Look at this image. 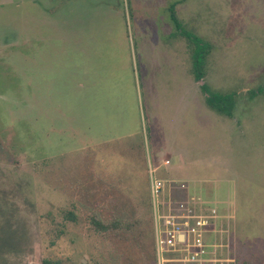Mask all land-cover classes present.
I'll use <instances>...</instances> for the list:
<instances>
[{"label": "rangeland", "instance_id": "rangeland-1", "mask_svg": "<svg viewBox=\"0 0 264 264\" xmlns=\"http://www.w3.org/2000/svg\"><path fill=\"white\" fill-rule=\"evenodd\" d=\"M155 166L264 264V0H0V264H154Z\"/></svg>", "mask_w": 264, "mask_h": 264}, {"label": "built area", "instance_id": "built-area-1", "mask_svg": "<svg viewBox=\"0 0 264 264\" xmlns=\"http://www.w3.org/2000/svg\"><path fill=\"white\" fill-rule=\"evenodd\" d=\"M169 160L164 161L167 164ZM149 170V194L153 209L155 264H224L215 253L210 231L218 217L215 208L197 210L201 206L182 200L168 202L164 198L167 180ZM214 223V224H213Z\"/></svg>", "mask_w": 264, "mask_h": 264}, {"label": "trees", "instance_id": "trees-1", "mask_svg": "<svg viewBox=\"0 0 264 264\" xmlns=\"http://www.w3.org/2000/svg\"><path fill=\"white\" fill-rule=\"evenodd\" d=\"M171 18L178 26L177 24V17L175 13H173V10L171 12ZM192 40V41H191ZM190 42L193 45L192 47V54H193V68H194V78L196 80H200L204 76V70H203V61L205 58V54H207L208 50L206 51V47L204 46L203 43L197 38H192ZM205 93V88L207 85H201ZM235 93L234 92H227V93H222V92H212V93H207L205 95V101L206 104L215 112L219 114H224L228 117L232 115V109L234 107V99ZM154 260V259H153ZM43 264H60L59 261H49V260H43ZM154 263V261H153Z\"/></svg>", "mask_w": 264, "mask_h": 264}, {"label": "crops", "instance_id": "crops-1", "mask_svg": "<svg viewBox=\"0 0 264 264\" xmlns=\"http://www.w3.org/2000/svg\"><path fill=\"white\" fill-rule=\"evenodd\" d=\"M166 160H169V155H167V154L161 157L162 166H167L170 164V161L167 164H164V161H166ZM155 167H156V171H157L159 166H155ZM163 179L168 181L167 178H163ZM169 179H171V178H169ZM164 198L168 202H170V201L174 202L175 201L174 197L169 192H164ZM150 202H151V199H150ZM151 209H152V203H151ZM151 217H152V237H153V259H154L153 261L155 264V249H154L155 248V245H154L155 244V234H154V228H153V209H152V216Z\"/></svg>", "mask_w": 264, "mask_h": 264}, {"label": "water", "instance_id": "water-1", "mask_svg": "<svg viewBox=\"0 0 264 264\" xmlns=\"http://www.w3.org/2000/svg\"><path fill=\"white\" fill-rule=\"evenodd\" d=\"M60 264H62V263H60Z\"/></svg>", "mask_w": 264, "mask_h": 264}]
</instances>
